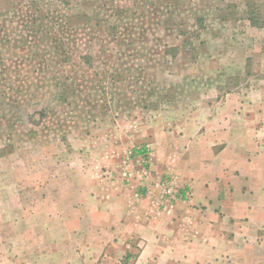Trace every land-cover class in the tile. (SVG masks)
Listing matches in <instances>:
<instances>
[{
  "label": "rangeland",
  "instance_id": "1",
  "mask_svg": "<svg viewBox=\"0 0 264 264\" xmlns=\"http://www.w3.org/2000/svg\"><path fill=\"white\" fill-rule=\"evenodd\" d=\"M226 94L264 123V0H0V264H65L119 222L105 264H147L142 196L188 200L176 140Z\"/></svg>",
  "mask_w": 264,
  "mask_h": 264
},
{
  "label": "crops",
  "instance_id": "2",
  "mask_svg": "<svg viewBox=\"0 0 264 264\" xmlns=\"http://www.w3.org/2000/svg\"><path fill=\"white\" fill-rule=\"evenodd\" d=\"M230 97L226 94L225 99L194 112L176 140L180 188L188 200L159 205L148 194L142 196L146 209L138 217L142 225L137 233L145 247L138 260L147 264L155 259L166 260L161 264H264V123L256 121L261 116L259 106L250 122L244 101ZM162 142L156 158L164 166L166 162L161 173L172 175L166 155L171 141ZM86 208L80 207L85 214ZM123 226L119 222L103 225L97 232L89 231L91 227L82 229L94 250L92 254L70 250L64 254L69 258L65 264H105L104 246L120 241Z\"/></svg>",
  "mask_w": 264,
  "mask_h": 264
},
{
  "label": "built area",
  "instance_id": "3",
  "mask_svg": "<svg viewBox=\"0 0 264 264\" xmlns=\"http://www.w3.org/2000/svg\"><path fill=\"white\" fill-rule=\"evenodd\" d=\"M185 198H186V196H185Z\"/></svg>",
  "mask_w": 264,
  "mask_h": 264
}]
</instances>
